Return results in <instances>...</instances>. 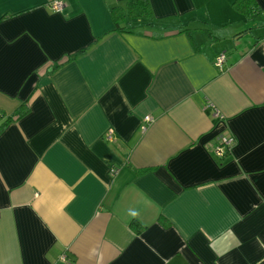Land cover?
Instances as JSON below:
<instances>
[{"label": "crops", "instance_id": "1", "mask_svg": "<svg viewBox=\"0 0 264 264\" xmlns=\"http://www.w3.org/2000/svg\"><path fill=\"white\" fill-rule=\"evenodd\" d=\"M52 1L0 0V264H264V0Z\"/></svg>", "mask_w": 264, "mask_h": 264}, {"label": "trees", "instance_id": "2", "mask_svg": "<svg viewBox=\"0 0 264 264\" xmlns=\"http://www.w3.org/2000/svg\"><path fill=\"white\" fill-rule=\"evenodd\" d=\"M233 6L246 14H254L258 12V7L252 3V0H234ZM110 14L114 23V30L118 32H132L142 25H150L154 19L151 5L148 0H124L123 5L113 6ZM189 31V29H186ZM212 38L220 37L213 30H206ZM22 110L19 115L26 112V104H22ZM8 120L0 126V129ZM132 228L137 229L138 222L131 221Z\"/></svg>", "mask_w": 264, "mask_h": 264}, {"label": "built area", "instance_id": "3", "mask_svg": "<svg viewBox=\"0 0 264 264\" xmlns=\"http://www.w3.org/2000/svg\"><path fill=\"white\" fill-rule=\"evenodd\" d=\"M51 7L55 11H61L63 8V3L61 0H54V1H52ZM225 57L226 56L224 53H221L218 56H216L215 61H214V64L216 65V67H218L220 69L222 68L223 62L225 61ZM143 120H144V125L142 128L145 129L146 123L150 122L152 119L149 115H146V116H144ZM109 134H110V132H109ZM233 143H234L233 137L224 136V135L221 136L218 145L214 148L215 155L218 157H224L225 155H227L230 152ZM112 172H114V171L112 170Z\"/></svg>", "mask_w": 264, "mask_h": 264}, {"label": "rangeland", "instance_id": "4", "mask_svg": "<svg viewBox=\"0 0 264 264\" xmlns=\"http://www.w3.org/2000/svg\"><path fill=\"white\" fill-rule=\"evenodd\" d=\"M259 28V27H258ZM254 30H257V28H254Z\"/></svg>", "mask_w": 264, "mask_h": 264}]
</instances>
